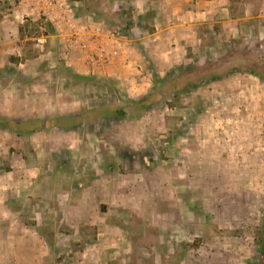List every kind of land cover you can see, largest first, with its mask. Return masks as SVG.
Segmentation results:
<instances>
[{"label": "rangeland", "instance_id": "rangeland-1", "mask_svg": "<svg viewBox=\"0 0 264 264\" xmlns=\"http://www.w3.org/2000/svg\"><path fill=\"white\" fill-rule=\"evenodd\" d=\"M15 1L0 0L3 56L23 62H7L0 73L1 96L12 103L2 111L10 118L131 105L152 92L154 75L162 87L167 72L205 67L228 51L264 64V0H229L230 13L211 14L194 53L172 54L177 61L168 67L150 60V86L143 89L67 66L61 40L39 44L42 36L6 35L4 27L16 24ZM112 1L95 2L108 14L102 20L85 13L81 2L74 1L72 12L84 25L96 22L127 37L124 13L131 7L114 0L110 14ZM72 73L88 80L77 83ZM130 113L123 121L24 137L0 129V201L6 203L0 264H262L264 82L237 71L191 93H168L141 117ZM14 187L21 192L17 202ZM171 241L179 245L176 254Z\"/></svg>", "mask_w": 264, "mask_h": 264}, {"label": "crops", "instance_id": "crops-1", "mask_svg": "<svg viewBox=\"0 0 264 264\" xmlns=\"http://www.w3.org/2000/svg\"><path fill=\"white\" fill-rule=\"evenodd\" d=\"M121 1L131 7V9H129V7L126 8L129 9L133 15V28L129 33L130 36L121 37L119 38V41H114L108 47L105 45L108 53H110L109 60H107L102 67H95L89 72L103 74L112 82H119L118 80H120V78H125L123 80H127L129 86L137 85L136 89L138 87L143 89L150 86L151 77L149 78L148 74V68L151 63L150 60L158 62L160 64L159 67H162V64H165V67H168L177 61L173 55L184 54L189 48L191 52L194 53L195 49L198 48L197 42L202 41L201 37L204 35L205 25L208 24L207 21L211 18V14L220 12V14L223 15L224 11L228 14L230 13L228 5L229 0ZM11 15H13L16 20V24L8 23V25L4 27V30H6L5 34L10 37L12 35L16 36L19 32V28L23 25L21 13L18 8L13 10ZM223 17L224 16H222V18ZM228 23L229 22L226 20L223 21V24L228 25ZM12 25H14L15 28L14 26L12 28ZM7 31H11L12 33H7ZM3 35L4 32L0 31V41H4V39L7 38H4ZM55 39L60 40V34L58 31L53 36H50L49 38L47 37L46 42ZM3 51L4 48L0 47V73L8 65L7 62L13 65H22L23 62H19L18 64L11 63L3 56ZM65 62L67 66L72 65L68 60ZM120 63H123L124 66ZM76 67L77 66L73 65V68ZM81 68L84 70L86 69L84 67ZM125 72H127L128 75H126ZM123 75H126L127 77H124ZM150 76H152V74H150ZM132 80H134L136 84L133 83ZM0 83H2L1 78ZM122 84L123 86L125 85L124 81L121 82V85ZM1 93H3L2 88H0V115L5 116L4 114L6 113L2 110L11 108L12 103H8L9 99L1 96ZM140 94H142V91ZM12 107L17 109V104L12 105ZM52 110H55V108H52ZM18 191L19 189L14 187V201L18 200L17 197L21 193ZM28 191H30L29 187ZM4 204L6 205V203L1 200L0 206H3ZM10 212L11 214L18 213L14 210H10ZM0 216H2L1 212ZM172 238L176 237H171V239ZM171 244L174 246V250H171V254H176L179 245L176 242L173 244V241H171ZM185 244H190V242L186 241ZM30 264L49 263L45 260H32L30 261ZM174 264L179 263L175 262Z\"/></svg>", "mask_w": 264, "mask_h": 264}, {"label": "trees", "instance_id": "trees-1", "mask_svg": "<svg viewBox=\"0 0 264 264\" xmlns=\"http://www.w3.org/2000/svg\"><path fill=\"white\" fill-rule=\"evenodd\" d=\"M74 1L83 3L85 5L83 11L95 16L94 18L96 20H102L108 15L103 13V11H98V9H95L96 7L94 6L97 0ZM113 1L112 6L109 5V9L108 7L106 8V10H108L110 14L113 13ZM124 16L128 21L127 27L132 30L133 24L130 23L132 20V13L125 12ZM30 22L31 21L28 20L26 24H23L19 28L22 39H29L36 36L49 37L55 34V29L52 24L42 17L36 19L32 23ZM105 23L107 22L105 21ZM19 62L22 61H11V63L15 64H18ZM237 71H245L251 75L256 76L262 82H264V64L261 63L259 59L255 58L249 53L228 51V53L226 52L222 54V57L218 62H210L205 67L197 68L187 72L179 69L177 74H175V72H167L163 80L162 87L157 86L159 80L154 75L153 82L155 84V87L152 92L133 99L131 101V105L120 106L115 103H108L98 108L86 110L81 113H73L55 118H31L27 120H21L0 115V129L14 133L17 136L24 137L32 136L37 132L49 130L52 128L68 131L77 128L83 123H97L100 119H113L116 121H123L129 118L131 114L130 112L138 113V116L141 117L142 114L148 110L150 105L163 100L164 95L168 93H191L201 84L220 81ZM72 78H74L77 83L86 82L88 80L87 77L74 75L73 73ZM261 260L262 264H264V242L261 243Z\"/></svg>", "mask_w": 264, "mask_h": 264}, {"label": "built area", "instance_id": "built-area-1", "mask_svg": "<svg viewBox=\"0 0 264 264\" xmlns=\"http://www.w3.org/2000/svg\"><path fill=\"white\" fill-rule=\"evenodd\" d=\"M17 1V2H16ZM17 8L23 22L33 18H44L60 34V40L66 50L65 57L72 65L80 64L87 70L102 67L110 58L107 48L120 35L110 33L99 23L84 25L76 21L75 2L72 0H16ZM47 37L37 39L39 44L46 42ZM78 56V57H77ZM72 57V59H71ZM76 59L82 61L77 62Z\"/></svg>", "mask_w": 264, "mask_h": 264}]
</instances>
